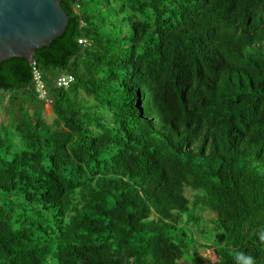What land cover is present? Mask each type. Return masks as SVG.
I'll return each instance as SVG.
<instances>
[{"label":"trees","instance_id":"1","mask_svg":"<svg viewBox=\"0 0 264 264\" xmlns=\"http://www.w3.org/2000/svg\"><path fill=\"white\" fill-rule=\"evenodd\" d=\"M62 6L53 123L32 62L0 63V264H251V0Z\"/></svg>","mask_w":264,"mask_h":264},{"label":"water","instance_id":"2","mask_svg":"<svg viewBox=\"0 0 264 264\" xmlns=\"http://www.w3.org/2000/svg\"><path fill=\"white\" fill-rule=\"evenodd\" d=\"M70 16L62 0H0V63L35 53L62 35Z\"/></svg>","mask_w":264,"mask_h":264},{"label":"rangeland","instance_id":"3","mask_svg":"<svg viewBox=\"0 0 264 264\" xmlns=\"http://www.w3.org/2000/svg\"><path fill=\"white\" fill-rule=\"evenodd\" d=\"M38 100H35V103H37ZM42 105V102H39ZM27 107L30 109L31 112L34 111L35 109V104H28ZM44 118L47 122L49 123H53L55 121V115L52 111V107L49 104H45V110H44ZM3 119L4 120H8L9 119V114L8 113H4L3 115ZM186 194L188 195V197L191 200H194L195 197V190L191 187H186ZM201 218L202 221L204 223H207L208 226H210L211 228L214 227V223L215 222V218H216V213L215 212H211V211H205L203 214H201ZM196 238L195 242H199L202 240V238L200 236H194ZM204 240V239H203ZM200 255L205 257L206 260L204 262V264H212V262L217 260V255L216 252L214 250V248H204V247H199L198 248Z\"/></svg>","mask_w":264,"mask_h":264},{"label":"built area","instance_id":"4","mask_svg":"<svg viewBox=\"0 0 264 264\" xmlns=\"http://www.w3.org/2000/svg\"><path fill=\"white\" fill-rule=\"evenodd\" d=\"M79 42L84 46L88 44V40L86 38H80ZM32 69L36 93L41 100L45 101L46 104L51 105L53 103V99L50 94V88L45 81L44 73L35 60L32 61ZM74 81L75 76L68 72H62L56 77V84L61 87H69Z\"/></svg>","mask_w":264,"mask_h":264}]
</instances>
